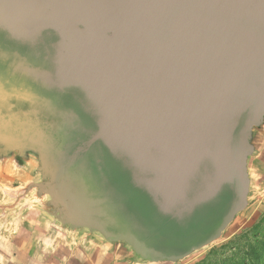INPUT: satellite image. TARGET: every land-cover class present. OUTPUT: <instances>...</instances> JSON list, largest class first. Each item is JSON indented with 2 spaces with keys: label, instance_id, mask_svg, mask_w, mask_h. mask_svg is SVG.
Segmentation results:
<instances>
[{
  "label": "water",
  "instance_id": "obj_1",
  "mask_svg": "<svg viewBox=\"0 0 264 264\" xmlns=\"http://www.w3.org/2000/svg\"><path fill=\"white\" fill-rule=\"evenodd\" d=\"M0 28L36 44L54 38L50 53H0L11 73L54 93L30 103L86 134L161 216L210 223L183 250L157 248L108 213L107 231L159 259L220 236L243 204V154L264 113V0H0ZM0 92L23 96L1 79ZM62 95L89 126L58 105Z\"/></svg>",
  "mask_w": 264,
  "mask_h": 264
},
{
  "label": "rangeland",
  "instance_id": "obj_2",
  "mask_svg": "<svg viewBox=\"0 0 264 264\" xmlns=\"http://www.w3.org/2000/svg\"><path fill=\"white\" fill-rule=\"evenodd\" d=\"M6 66L0 61V79L12 93L17 85ZM16 81L17 89L32 87ZM6 95L0 92V264H196L213 247L251 234L264 215V113L251 124L243 154L242 206L213 241L184 257L159 259L141 252L125 236L107 231L106 214L149 244L168 250H183L210 230L203 214L186 227L170 223L118 164L102 150L87 148L86 134L33 104L21 107L23 100L9 95L18 103L12 104ZM60 103L79 109L72 98ZM227 201L221 197L214 220Z\"/></svg>",
  "mask_w": 264,
  "mask_h": 264
},
{
  "label": "flooded vegetation",
  "instance_id": "obj_3",
  "mask_svg": "<svg viewBox=\"0 0 264 264\" xmlns=\"http://www.w3.org/2000/svg\"><path fill=\"white\" fill-rule=\"evenodd\" d=\"M53 40H54V38L52 35H44L41 37V39H39V41L36 44L35 42H33L31 40H23V39H19L17 37H13L9 33H7V31L0 28V53H50L49 50L51 48V43ZM0 61L5 62L6 64H8V62H9V60H6V59L4 60L1 56H0ZM6 69H7V66H6ZM7 71L9 73L10 77H12V79H15V82L13 84H15L17 86H13V88L23 93V94H21V96L22 95L24 96V97L23 96L21 97L23 100L20 103L21 107L27 108L28 106H30L32 104V103H30V101L34 100V98L32 97L34 94H42V95L49 96V97L54 96V93L52 91L42 89L41 87L37 86L35 83H33L28 78L23 77V76L18 75V74H13L10 72L9 69H7ZM16 80H21L25 83H29L32 87H28V88L27 87H19L17 89L19 84L17 83ZM14 89H12V92L17 93L15 91H13ZM9 90H11V89H9ZM70 98H71L70 96L62 95V97L60 98V102H62L65 99H70ZM8 99L10 100V102L12 104H14V103L18 104V103H16L17 101L15 99H13V98H8ZM60 102H58V105L62 106V104ZM14 109L16 110L15 107H14ZM73 109L78 112L79 117L81 118V122L83 123V125H86V126L89 125V123H86V119H87V121H90V119L80 110V108L79 109L73 108ZM91 148L93 150L97 149V148L102 150V152L105 153L109 159H111L109 157V155L99 146L94 145Z\"/></svg>",
  "mask_w": 264,
  "mask_h": 264
},
{
  "label": "trees",
  "instance_id": "obj_4",
  "mask_svg": "<svg viewBox=\"0 0 264 264\" xmlns=\"http://www.w3.org/2000/svg\"><path fill=\"white\" fill-rule=\"evenodd\" d=\"M222 197L229 200L230 194L225 193ZM201 214H195L189 224L193 225L195 223L194 217ZM166 220L168 219L166 218ZM170 223L176 224L173 221H170ZM242 238L247 239L244 245L237 242L241 241ZM225 248L229 249L227 253L223 252ZM220 253L223 254L222 258L215 259L216 255H220ZM196 264H264V215L253 226L251 234H248V232L242 233L219 247H213L205 258Z\"/></svg>",
  "mask_w": 264,
  "mask_h": 264
},
{
  "label": "crops",
  "instance_id": "obj_5",
  "mask_svg": "<svg viewBox=\"0 0 264 264\" xmlns=\"http://www.w3.org/2000/svg\"><path fill=\"white\" fill-rule=\"evenodd\" d=\"M3 175H6V173H7V170H6V168L5 167H3Z\"/></svg>",
  "mask_w": 264,
  "mask_h": 264
},
{
  "label": "bare ground",
  "instance_id": "obj_6",
  "mask_svg": "<svg viewBox=\"0 0 264 264\" xmlns=\"http://www.w3.org/2000/svg\"><path fill=\"white\" fill-rule=\"evenodd\" d=\"M259 113H261V110H259L258 112H256V115H258Z\"/></svg>",
  "mask_w": 264,
  "mask_h": 264
}]
</instances>
